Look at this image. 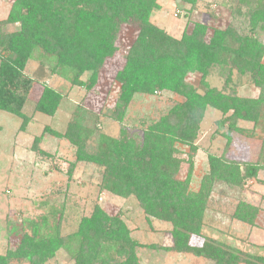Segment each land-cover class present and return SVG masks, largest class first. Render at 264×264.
<instances>
[{
  "label": "trees",
  "instance_id": "16d2710c",
  "mask_svg": "<svg viewBox=\"0 0 264 264\" xmlns=\"http://www.w3.org/2000/svg\"><path fill=\"white\" fill-rule=\"evenodd\" d=\"M155 9L157 0H13L6 18L0 21V110L23 119L21 128L28 124L29 118L21 109L33 81L23 77V71L28 60L37 55L51 65L52 73L67 77L72 86L92 89L104 61L116 52L120 28L135 26L136 36L115 75L119 95L112 119L121 122L135 94L170 92L183 101L137 133L122 129L118 139L98 133L97 120L79 107L63 133L46 131L75 147V162L99 168L101 188L117 197L134 196L147 217L171 224L170 251L190 253L212 264H264V256L250 255L213 239L205 238L200 246L190 244L191 236L201 235L213 185L241 187L262 169L264 45L257 29H264V0H236L237 12L247 10L248 34L233 25L210 32L206 25L195 23L175 39L151 23ZM8 25H16L15 30L5 31ZM217 68L226 74L227 81L233 72L248 75L259 89L257 98H242L211 87L207 79ZM191 72L200 75L197 89L185 85ZM86 73L89 76L84 81ZM61 98L44 85L34 110L53 116ZM207 108L221 113L216 123L227 125L229 131H240L239 121L259 127L260 153L255 162L244 165L243 172L235 162L208 155L209 172L198 192L189 193L195 141ZM93 135L98 137L97 145L88 150ZM177 144L188 148L187 160L178 157ZM183 163L187 170L182 179ZM256 213L255 207L240 203L234 216L252 224ZM66 221L63 210L54 207L38 222L25 221L26 231L12 227L10 233L16 235L18 243L0 254V264H46L60 248L74 264H140L136 256L139 244L119 219L95 207L90 216L78 221L76 230L62 235ZM105 242L115 247V257L107 255Z\"/></svg>",
  "mask_w": 264,
  "mask_h": 264
},
{
  "label": "rangeland",
  "instance_id": "374dc122",
  "mask_svg": "<svg viewBox=\"0 0 264 264\" xmlns=\"http://www.w3.org/2000/svg\"><path fill=\"white\" fill-rule=\"evenodd\" d=\"M12 2L0 0V21L6 18ZM157 3L158 9L151 13L150 21L175 39H179L184 31H190L195 23L206 25L210 32L228 25L235 26L239 32H250L247 10L237 12L236 0H157ZM7 27L5 31L15 30L16 25ZM136 31L133 25L120 28L115 40L116 52L104 61L97 82L90 90L74 87L67 77L52 73L51 65L37 59L38 55L26 63L23 77L32 80L33 84L21 111L29 118L28 124L21 128L23 119L0 110V254L18 243L16 235L10 233L12 227L16 231L24 227L26 231L25 221L38 222L50 208L63 210L67 221L63 223L61 234L67 235L76 230L82 217L90 216L98 207L127 227L130 237L139 244L136 256L140 264H212L190 253L170 251L171 224L147 217L134 196L117 197L101 188L99 168L75 162V147L66 139L46 131L48 128L63 133L79 107L97 120L98 133L118 139L122 129L137 133L183 101L181 96L170 92L135 94L121 122L112 119L119 95L115 75L124 65L125 54ZM257 34L264 45V29H257ZM262 61L264 63V55ZM225 75L220 68L213 69L207 81L211 87L225 93L257 98L259 89L251 84L248 75L233 72L228 81ZM88 76L84 74L82 80H87ZM44 85L62 97L53 116L34 110ZM185 85L197 89L200 75L189 73ZM221 118L217 110L206 109L195 141L197 150L192 160L189 193H197L202 178L208 174V155L239 164L240 172L244 165L258 158L259 127L239 121L236 125L240 131H229L227 125H217ZM97 135L89 139L88 150L97 145ZM176 148L178 157L187 160L188 148L181 144ZM260 164L262 169L257 176L244 180L241 187L213 185L204 211L201 235L191 236V245L200 246L205 238H209L250 255L264 256V157ZM186 170L187 164L183 163L182 179ZM240 203L257 209L252 224L235 219L234 212ZM104 245L107 255L115 257V247L108 242ZM46 264H74V261L60 248Z\"/></svg>",
  "mask_w": 264,
  "mask_h": 264
}]
</instances>
